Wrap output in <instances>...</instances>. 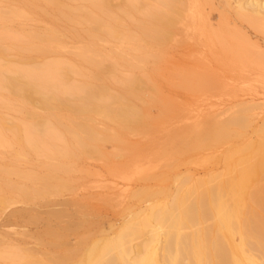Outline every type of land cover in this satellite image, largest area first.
I'll return each mask as SVG.
<instances>
[{
  "label": "rangeland",
  "instance_id": "1",
  "mask_svg": "<svg viewBox=\"0 0 264 264\" xmlns=\"http://www.w3.org/2000/svg\"><path fill=\"white\" fill-rule=\"evenodd\" d=\"M67 1L65 9L71 6L76 14L81 8L90 10L86 0ZM157 1L140 0L137 10L125 13L126 0H113L125 32L137 36L138 23L145 18L147 8ZM43 2L0 0V35L3 36L0 40V66L17 70L15 74L6 71V76H24V81L43 83L48 77L43 68L60 62L69 70L66 82L56 93L64 100L73 101L79 95L75 96L74 87L90 80L93 75L91 64L84 59L88 53L90 56L98 55V61L105 64L106 71L111 69V73L107 71L105 82L114 94L119 92L117 86H120L121 78L136 76L143 67L144 70L151 68L143 72H155L153 81L160 91L159 102L150 107L151 115L156 116L167 106L171 118L158 122L150 134L143 135L144 138L148 136L146 143L140 136L142 145L137 139L139 137L130 136L133 140L128 136L124 138V141H132L129 144L133 148L146 147L142 153L134 148V153L140 152L139 155L127 150L129 144L125 147L127 149L123 147L126 151L118 150L112 141L79 155L74 134L66 131V122L58 124L49 120L35 133L28 129L31 121L26 114L29 110L46 113L38 96L33 97L36 107L33 109L34 106L23 105L22 99L10 90L0 88V124L3 125L4 137L0 142V170L9 171L8 174L4 171L7 177H0V187L11 181L17 188L26 187L31 193L26 196L20 189H0V197L3 198L0 201V264H54L23 261L31 257L42 260L54 254L55 248L45 230L55 229L58 222L53 215L56 212L67 213L68 218L61 219L65 222L59 220V225L64 223L72 228L71 231L74 229L72 233L68 232L67 237L73 246L78 240L72 241L82 234L90 239L113 237L134 211H145L150 205L156 210L165 204L173 205L176 196L201 187L200 183H204L211 174L222 172L226 152L243 144L245 139H256L255 131L264 123V72L253 68L259 58L264 57V24L241 23L226 11L227 0H196V6L189 5L188 10L193 16L195 14L194 20L198 23L213 30L224 29L222 39L232 48H223L204 39V36L191 34L182 39L183 42L180 40L181 43L173 42L175 46H171L168 52L158 53L162 60L149 57L146 64H143V53L136 49L135 44V48L131 46L135 42L133 39L107 36L103 30L91 38V27L80 21L83 19H77V22L67 19L68 15ZM233 21L234 24L231 23ZM48 33L57 37V44L42 53L38 47L42 46L41 39ZM87 45L92 46L89 48ZM195 47L207 62H228L231 65L214 70L184 67L182 61L190 60L185 57L187 49ZM94 49L96 54L92 52ZM79 50L87 54L82 57L80 53L83 52L79 53ZM154 50L156 53L160 51ZM131 63L132 66L137 64L132 67ZM139 73L137 76L142 79L144 73ZM42 83L38 85L42 87ZM147 90L151 92L145 88L143 92L146 91L144 95H147L144 99L150 97ZM246 107L252 123L235 126L243 137L213 140V133L207 125L226 121ZM101 123L98 126L104 129L105 123ZM200 132L202 135L199 136ZM172 142L182 148L174 150ZM19 152L23 156H19ZM54 175L62 181L61 186L57 187V182L51 179ZM68 214L73 216L69 218ZM50 218H53V225L48 224ZM236 241H240L239 237Z\"/></svg>",
  "mask_w": 264,
  "mask_h": 264
},
{
  "label": "bare ground",
  "instance_id": "2",
  "mask_svg": "<svg viewBox=\"0 0 264 264\" xmlns=\"http://www.w3.org/2000/svg\"><path fill=\"white\" fill-rule=\"evenodd\" d=\"M42 1L46 2L48 6L51 5V8H56L68 15L67 19L70 18L77 22L81 18L83 19L80 20L81 22H87L91 27L89 28L91 38H95L103 30L106 31L107 36L126 40L133 39L135 42L131 46L134 47L135 44L136 49L143 53L142 57L144 56L145 62L143 64L147 63L146 60L149 57L161 59L158 53L168 52L171 46H175L173 42L181 43L182 39L185 40L191 34L204 36V39L207 38L213 44H220L223 48L230 46L232 48L230 43L222 39L224 29L213 30L194 20L195 14L193 13L194 16L190 14L188 8L192 4L196 6V0H156V3L147 8V14L143 21L138 23L139 34L137 36L125 32L122 19L115 12L113 0H86L90 4V10L86 11L81 8L78 10L79 14L75 13L76 10L75 12L71 10V6L68 7L69 9H65L67 0ZM138 3L140 0H126V7L123 11L133 13L139 8ZM190 8L192 9V7ZM225 8L229 15L237 17L241 23L255 26L264 24V0H227ZM231 23L234 24V21ZM2 38L3 36L0 35V40ZM41 40L43 44L38 47V50L42 53L56 47L57 37L54 34L48 33ZM87 46L86 48H88ZM155 48L160 51L156 53ZM187 50L184 55L190 60L182 61L184 67L214 70L217 67L231 65L228 62H207L203 57H200L198 47ZM81 51L79 50V53ZM82 52L80 56L84 57L87 53L84 55V51ZM92 52L93 54L97 53L95 49ZM88 54L86 57H89L84 59L91 64L93 75L90 80L74 87L73 90L77 92H75V96L79 95L74 97L73 101L64 100L56 93L59 86L66 82L69 70L60 62L47 64L43 71L48 77L44 80L45 83L36 81L37 84L32 81H24L23 75V77L14 75L12 77L9 74H15L14 72L17 70L15 71L12 67L0 66L1 89L10 90L14 96L22 99L23 105L34 106L33 109L36 108L33 97L38 96L39 103L46 111L45 114H41L35 112V109L34 111L27 109L28 115L26 114V116L31 121L28 129L30 128L32 133L49 120L58 124L66 122V131L74 134L73 138L77 142L79 155H85L92 150L91 148L97 149L98 146L109 141L116 143L118 150H124L132 142L127 139V142L124 141L125 137L128 136V139L130 136L139 137L137 139L140 140L143 135L150 134L158 122L171 118L167 106L161 108V112L159 111L156 116L155 114L151 115L150 107L159 102L160 96V91L153 81L155 72H145L147 75L143 72L150 71L151 68L144 70V67H139L142 68L143 71H141L137 67L139 69L137 75L140 74L139 72H143V76H147L144 77V80L143 76L141 79V76L138 77L134 74L133 77L130 75L131 78H121L120 86H117L119 92L114 94L109 91L110 88L105 82L108 71V69L106 71L105 64L98 61L100 60L98 55L96 57V55ZM259 59L253 68L264 72V57ZM132 67L131 69H134ZM6 71L9 72V76L5 75ZM110 71L111 69L108 72ZM41 83L44 87H40ZM145 88L151 90V92L147 90L150 95L148 100L144 99L147 95H144L146 91L143 92ZM42 91H45V94ZM46 91L50 93L48 94ZM161 96L163 99L161 97L160 100L165 101V97L162 94ZM248 116L246 107L226 121L210 122L207 129L210 128L209 130L212 131L213 140L219 141L224 137L242 138L243 135L235 126L239 124L249 126L252 121ZM100 121L106 124H104L106 128L102 129V126H100L101 128L98 126ZM2 128L3 125L0 124V142L4 141ZM255 132L256 139H245L243 144L226 152V164L222 172L211 174L204 183H200L201 187L187 190L181 196H176L173 205L165 204L159 210L150 205L152 207L149 206L145 211L132 212L131 218L123 222L113 237L90 239L89 236L82 234L72 241L74 243L78 240L74 244L75 246H72L67 240L68 232L72 228L63 225L64 223L59 225V220L65 222L61 219L67 217V213L56 212L53 215V217L56 216L54 219L58 222L55 229L47 228L45 230L50 235V244L55 248L54 254L42 260L31 257L23 262H52L54 264H264V123ZM18 134L19 132H17ZM200 135H202L201 132ZM143 138L144 136L141 139ZM143 140H140V144H143ZM172 143L174 150L182 148L175 142ZM129 145L127 147L129 149L125 148L129 152L139 149L138 151L142 153V150L144 151L146 148L135 146L134 149L131 144ZM141 153L139 152V154ZM130 154L132 158V152ZM133 154H135L134 151ZM18 155L23 156L21 152ZM65 155L69 156L68 153ZM4 171L7 174L9 172L8 170ZM4 171L0 170V177H7ZM51 179L57 182V187L62 185V181H59L55 175ZM0 189L2 191L20 189L19 191L26 196L31 194L28 188H17L11 181H7ZM44 194H47V191ZM0 201H3V198L0 197ZM71 216L69 215V218ZM52 219L48 220V224L53 225ZM77 226L79 227V225ZM237 237L240 239L239 242L236 241ZM140 239L142 240L140 241ZM137 240L139 242L135 243Z\"/></svg>",
  "mask_w": 264,
  "mask_h": 264
}]
</instances>
